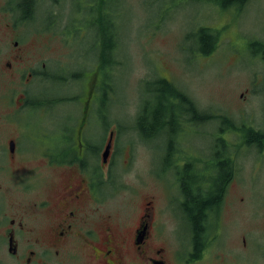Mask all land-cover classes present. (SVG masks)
<instances>
[{
  "label": "flooded vegetation",
  "instance_id": "flooded-vegetation-1",
  "mask_svg": "<svg viewBox=\"0 0 264 264\" xmlns=\"http://www.w3.org/2000/svg\"><path fill=\"white\" fill-rule=\"evenodd\" d=\"M12 1L2 0L1 8L4 14L9 10L13 13L10 12L14 16L11 24L15 27L37 17L38 4V9L44 6L47 25L53 27L61 19L72 28L62 32L0 34L2 118L9 122L14 104L15 113L26 112L22 117L25 127L36 131L37 140L45 144V147H16L15 139H8L9 147H0V173L6 183L10 181L5 192L31 199L26 208L16 206L15 202L12 209L0 211V244L6 248L7 260L12 264H19L22 259L24 264H195L205 259L207 230L226 201L224 192L234 174L232 158L225 154L227 147H210L205 153L197 147H176L177 143L170 140L169 147L161 149L160 169L151 170L156 184L161 185L160 193L148 194L143 207L129 202L125 208L109 206L110 198L127 199L131 192L119 166L125 151L128 157L123 161H130L129 147H118L113 142L117 126L108 130L100 144L93 141L96 129L106 133L114 122L107 120L100 105L99 87L105 82V70L119 62L115 44L109 62L103 58V41L106 37L115 40L117 35L113 31L95 33L97 52L92 60L81 54L73 57L71 50L75 41L81 43L87 36L86 23L104 19L106 14L114 23L117 0H108L111 7L107 11L105 0L78 1L75 14L66 20L57 14V0H20L17 4L22 10L17 14ZM229 3L232 5V1ZM3 20L9 24L7 19ZM58 36L68 49L59 66L52 63L56 58L48 57L41 47L43 39ZM10 42L17 50L11 60L9 48H3V44L9 46ZM57 81L65 85L68 94L57 96L49 91V86ZM36 82L44 88L43 93L33 91ZM68 102L79 111L75 115L66 114L67 120L58 125L51 111ZM158 103L161 110L169 108L171 118L172 113L177 115L168 121L170 117L165 110L163 117L157 118L164 125L173 121L174 138H178L180 131L177 133L174 120L185 118L182 106ZM153 109L150 116H155ZM187 126L183 125V129ZM110 132L111 147L104 160ZM259 154L260 158L264 156V147H260ZM218 169L224 173L218 176ZM136 193L138 190L133 192L134 196ZM192 201L200 203L201 212H190L194 209ZM191 216L197 218L198 237L193 238L192 226L185 243L180 227Z\"/></svg>",
  "mask_w": 264,
  "mask_h": 264
},
{
  "label": "rangeland",
  "instance_id": "rangeland-1",
  "mask_svg": "<svg viewBox=\"0 0 264 264\" xmlns=\"http://www.w3.org/2000/svg\"><path fill=\"white\" fill-rule=\"evenodd\" d=\"M19 1H12L17 7L16 14L22 10L18 8ZM78 1L82 2L57 0L58 16L62 15L64 20L73 16ZM218 1H121L115 50L119 65L110 74V77L113 75L110 82H104L99 87L100 105L107 113V120L116 124L110 123L106 133L95 128L93 141L100 144L107 137L108 130L117 126L113 142L118 147H129L130 161H123L128 157V152L125 151L119 166L131 192L127 199L121 196L110 198L108 204L125 208L129 202L135 203V207H143L148 194L152 191L160 193L161 185L156 184L151 170L160 169L161 149L168 147L169 127L163 129L158 136L150 138L145 131L132 127L137 109L142 108L143 102L156 96L157 86H153L150 81L158 78L159 74L180 86L195 106L206 109L208 113L214 112V122L203 125L200 131L212 133L213 138H224L232 145L225 152L233 161L232 183L224 192L226 201L222 209L207 230L206 238L209 239L206 257L195 264H264V156L260 158L259 154L260 147H264V144L248 145L245 137H242L249 129L261 128L264 119V67L259 57L252 55L248 45L253 40H264V0H246L241 5L243 8L235 5L222 8L217 5ZM1 5L2 0L0 34L14 31L62 32L72 28V25L68 26L61 19L53 27L47 25L49 19L43 15L44 6L38 9V4L35 9L37 17L24 20L25 24L15 27L11 24L14 23L13 13L9 10L4 14L6 12ZM41 26H48L49 29L44 30ZM85 26L88 34L81 43H73L71 55L78 57L81 54L85 59L92 60L97 52L95 33L100 31V27L95 19ZM199 27L212 29L216 35L217 44L210 55L202 53L208 50V44H203L199 39ZM41 47L48 57L56 58L52 63L55 62L57 66L65 58L64 54L68 53L59 36L51 40L43 39ZM3 48H9L11 60L17 50L11 42L9 46L3 44ZM37 84L40 83L36 82L33 91L43 93L44 88ZM1 87L2 81L0 90ZM49 91L57 96L68 94V89L59 81L49 86ZM14 108L16 106L13 104L9 122H5L0 100V147H9L8 139H15L16 147H45L43 142L37 140L36 131L34 133L25 127L22 117L26 112L15 113ZM78 111L77 106L68 102L54 107L51 113L59 125L67 120L66 114L75 115ZM218 114L232 119L234 128H226V123L215 116ZM154 118L155 116H150L152 125L156 120ZM104 123H107L106 120ZM218 127L223 129L219 131ZM190 142L194 147L205 150V153L212 144L201 133L190 136ZM46 144L50 145V142ZM222 173L224 172L218 169V176ZM8 182L0 173V211L12 209L15 202L16 206L26 208L31 199L7 194L5 187ZM136 190L138 193L134 196L133 192ZM191 227L190 219H186L180 227L185 243L189 240ZM214 234H217L215 240ZM174 235H177V231ZM6 254L5 246L0 244V264H12L7 260ZM19 264H24V260H19Z\"/></svg>",
  "mask_w": 264,
  "mask_h": 264
},
{
  "label": "trees",
  "instance_id": "trees-1",
  "mask_svg": "<svg viewBox=\"0 0 264 264\" xmlns=\"http://www.w3.org/2000/svg\"><path fill=\"white\" fill-rule=\"evenodd\" d=\"M121 1L122 0H117V12L118 15L117 17H115L114 19V23L112 24V22H110L108 20L107 17H109L107 14L105 15L104 19H99L97 20V23L99 25V29L100 32L105 31V33H112L109 31H113L115 32V36L117 35V21L119 19L120 16V5H121ZM229 1H232V5L235 6H241L244 5L246 3V0H219L217 2V5L219 7L222 8H226L227 5H229ZM228 2V3H225ZM226 4V5H225ZM111 7V5L108 3V0H105V10H109ZM242 7V6H241ZM243 8V7H242ZM107 16V17H106ZM96 25V24H95ZM198 33H199V39L201 40V42L203 44H208V50L204 51L202 53H205V55H210L212 54L215 46H216V35L214 33V30H207L205 27H199L198 29ZM117 37V36H116ZM252 40V39H251ZM115 42V43H114ZM115 44V46L117 45V41L116 38L115 40L111 39V38H106L105 42L103 41V45H104V52H103V58H105L108 62L110 60V56L113 57L112 54V48L113 45ZM249 50L252 51V55L254 56H258L259 59L262 61L263 63V67H264V40L260 41V40H253L251 41L249 44ZM201 53V52H200ZM116 65H119V62L116 63L114 65V67ZM114 67L108 70H105V82H109L112 78V76L110 77V74L112 72H114ZM144 81V80H142ZM150 83L153 84V86H157V90H156V96L154 97V99L152 100H146L145 102H143V106L142 108L140 107L139 109H137V113H136V117L133 123V128L137 129V130H143L147 133V135L152 138L154 136H158V134L160 132L163 131V129H165L166 127L168 128V132H169V136H168V141L170 142V140L175 141L174 143H177L176 147H194L191 142H190V136L195 135L197 133H201L203 134L205 137H207L208 139H210L212 141V144L209 147H232L231 144L228 143L227 140H225L224 138H213L212 133H207V132H202L200 131V128L203 125H208L211 122H214V119L212 118V116L214 115V112L212 113H208L206 109H201L198 108L197 106H195L192 103L191 98L186 94V92L181 89L180 86H177V84L172 83L171 81H169V79L163 75L159 74L158 78H155L153 80L150 81ZM262 92L264 94V76H263V85H262ZM264 97V95H263ZM159 101L166 103V105H170L171 103H173L174 105H176L177 103L179 105L182 106V111L184 112L183 114V119L178 120L175 119V126L177 127L176 131L177 133L180 131V135L178 138H174L176 134L173 133L172 130V125L171 122H165L164 123L160 122L161 120L159 119V123H158V118H162L164 111L167 110L165 108H163L162 110L160 109L159 105ZM165 107V106H164ZM151 108L155 111V118H154V123L153 125L150 123V110ZM263 109H264V102H263ZM174 111L176 112V110L174 109ZM181 111V114H182ZM173 114V118H175V116H177L176 114ZM166 115L170 118H167L168 121H170L171 116H169V108L166 112ZM220 121H223L224 123H226V128H234V125L232 123V119H230L229 117L222 115V114H218L215 115ZM263 116H264V110H263ZM158 117V118H157ZM189 122L191 123V125H189ZM145 126H142V125ZM156 124H158V127H156ZM167 124V125H166ZM199 124V127H197V125ZM183 125H188L187 127H185L184 130L183 129ZM189 128V130L187 129ZM180 129V130H179ZM217 129L222 130L223 128L218 127ZM225 129V128H224ZM214 130V129H213ZM168 134L165 135V137H167ZM242 137H245V141L248 143V145H252V144H261L260 146H262V144H264V119H263V123H262V127L259 128L258 130L253 129H249L247 134H245V132L242 134ZM221 136V135H220ZM145 138V135H144ZM246 144V143H245ZM169 147V146H168ZM201 147H206V146H201ZM218 185L220 186V184L218 183ZM218 190V189H217ZM216 190V191H217ZM218 190V194H219ZM191 205L194 206V209H192L190 212H201V206L200 203L198 201H192ZM197 224V218L196 216L192 217L191 216V226L192 227V231H193V238L195 240H197V231L195 228V225Z\"/></svg>",
  "mask_w": 264,
  "mask_h": 264
},
{
  "label": "water",
  "instance_id": "water-1",
  "mask_svg": "<svg viewBox=\"0 0 264 264\" xmlns=\"http://www.w3.org/2000/svg\"><path fill=\"white\" fill-rule=\"evenodd\" d=\"M111 140H112V133L110 132L109 139H108V141L106 143L105 150L103 152L104 160H106V158H107V156L109 154V150H110V147H111ZM12 146H13V143L10 141V147H12Z\"/></svg>",
  "mask_w": 264,
  "mask_h": 264
}]
</instances>
